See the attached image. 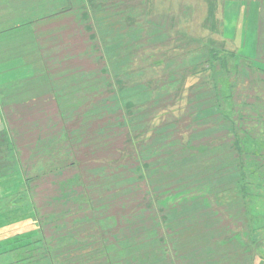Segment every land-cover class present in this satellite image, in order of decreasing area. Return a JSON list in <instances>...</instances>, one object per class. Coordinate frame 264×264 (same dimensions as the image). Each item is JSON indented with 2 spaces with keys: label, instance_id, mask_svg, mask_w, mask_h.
Wrapping results in <instances>:
<instances>
[{
  "label": "rangeland",
  "instance_id": "obj_1",
  "mask_svg": "<svg viewBox=\"0 0 264 264\" xmlns=\"http://www.w3.org/2000/svg\"><path fill=\"white\" fill-rule=\"evenodd\" d=\"M258 4L263 7L256 14ZM17 25L27 35L45 25L39 42L49 46L50 64L42 70L36 63L29 66L35 75H0V264L8 263L4 258L11 248L10 264H50L45 258L38 261L40 247L31 238L38 234V220L28 210L16 155L12 160L5 150L12 136L19 149L26 142H45L49 153L42 158L45 161L51 156L55 163L77 159L76 154L78 160L91 159L78 170L68 166L53 172L55 190L48 191L41 208L43 228L60 264H101L103 254L112 252L113 263L117 259L126 263L129 253L117 240L122 232L119 219L113 217L106 229L112 231L104 238L120 249L104 248L98 221L106 217L99 209L120 192L142 184L136 164L142 174H152L149 185L212 179L197 189L201 194L194 193V201L177 207L175 227L160 231L158 242L167 248L157 253L159 264H264V0H0V31L6 29L13 36ZM25 36L20 34L18 41ZM10 41L0 34V47ZM188 50L211 54L230 67L218 81L225 93L223 111L216 112L221 96L200 91L194 105L195 110L202 109L195 115L199 126L187 145L180 141L188 115L174 134L176 126L150 136L145 153L142 124L121 139L119 131L125 127L119 125L120 119L128 116L129 122L135 114L129 99L141 105L148 100L142 89L156 94L166 86L177 92L201 83L200 70L185 61ZM59 57L66 60L53 61ZM248 65L252 73L245 71ZM105 93L111 96L100 100ZM75 101L73 114L65 112ZM167 111L174 116L173 109ZM65 127L71 128V136ZM240 129L248 159L244 169L233 145ZM168 135L178 145L156 152ZM101 148L103 153L95 152ZM35 153L31 149L25 153L29 163L38 158ZM103 156L115 166L132 161L115 172L113 167L102 170ZM165 158L170 165L162 170ZM11 191L16 194L9 195ZM247 213L259 224L244 221Z\"/></svg>",
  "mask_w": 264,
  "mask_h": 264
},
{
  "label": "trees",
  "instance_id": "obj_2",
  "mask_svg": "<svg viewBox=\"0 0 264 264\" xmlns=\"http://www.w3.org/2000/svg\"><path fill=\"white\" fill-rule=\"evenodd\" d=\"M67 10L68 8H66L64 11ZM41 18H45V17H41ZM41 18H39L38 20H40ZM1 32H6V29L0 31V34ZM45 50H47V52ZM0 51H2L1 47H0ZM34 51L39 54V57L41 59L40 63L37 61L35 62L36 66L41 65L40 70H42V66H44V68L49 67V65H47L50 64L49 62L50 60L47 59L48 58L47 54H49V46L46 47L45 44L43 46L37 44ZM188 51L191 52L190 53L191 55L187 53H183L184 56L187 54V58L185 59V61L192 62L193 66L197 67L196 71L200 70L201 74L199 75H203L202 80L199 81L201 83H199L196 87L190 86L188 88L178 89L179 91L177 92L174 90V88L168 89L166 86H164V88H160L159 92L156 94H149L147 89H142L146 91V94L149 97L147 101L142 102V105L140 103L135 102L133 99H129L128 100L129 103L127 102L129 104V108L132 110L131 113H135V114L131 115V119L129 120V122H127L129 119L128 116L121 117L122 119H120L119 125L121 126L123 124L125 128L120 129L119 136H121V139L124 138V136L128 134L127 133L128 131L131 130L133 131V129L136 131L140 128L142 124L141 150L144 151L145 153L149 152L148 151L149 147H147L149 146V144L146 142V140L150 136L156 137L157 134L159 136L162 133L161 130L171 126H176L175 130L172 133L174 134L176 131H178L177 128L179 126L186 124V126H184V132L181 133L182 141H180V145L181 144L187 145V143L189 142L188 139L189 140L191 139V134L194 133L196 130H198V126H199L197 124V121L195 120L196 118L195 115L197 111H201L202 109L195 110L194 105L197 103V97L200 95L199 94L200 91H205V92L213 93L216 96H221V98L218 97L219 107H218V111L216 112L221 113V111H223L224 103L222 101V97L224 96L225 93L224 91L222 92L219 89L218 81L223 75L226 76V74L227 75L229 74L230 67L227 65V63L225 64L221 62L219 58L212 57L211 54H207L206 52H203L201 50H199V52H194V53H192L191 50ZM262 57H264V53ZM57 59H59V61H64V59L66 60V57L55 58L53 61L55 62ZM10 66H12V64L5 63V57L0 56V67H3V71L4 70L6 71V73L4 74L9 75L10 68L8 67ZM29 66H34V64L23 63V66L21 68L27 67L28 69L26 68V72L30 73L32 71V68ZM245 69H247L245 70L246 72L249 71V73H252V70H249V65L245 67ZM256 71L257 69H254L255 73ZM2 74L3 72L0 73V75ZM256 79L257 78H254L253 80ZM104 85L105 83L103 84V87ZM163 89L165 90L162 91ZM109 95L111 96L110 93L108 94L105 93L103 97H98V98H100L101 100L102 98H105ZM96 97L97 94L95 97L93 96V101L89 99L88 102H86L87 104H85V106L91 105L94 102V98ZM160 101H162V103ZM25 102L29 103L30 100L28 99ZM77 103H78L77 101L72 102V104H70V107L65 112L73 114V111L75 110L74 105ZM79 108L82 107L79 106ZM170 109H173L175 111L173 112L174 116L172 115V113H168L167 110ZM191 109H193V111H191ZM205 109L206 107L203 108V110ZM12 111H15V108H13ZM88 111L89 108H86L84 110V112L82 113V119L80 123L84 120ZM80 113L81 112L77 114V117ZM186 115H188V118H190L189 122H185V124H182V121L180 120L185 118ZM148 125L149 128H146ZM62 127H64V125ZM19 129L21 130V128ZM63 129L66 135L71 136L70 127H65ZM243 133L244 130L240 129V131H238L234 135V141H233V145L237 146L238 149L236 154L237 157L239 158V165L241 169L246 168L248 163L247 153H244L245 150L242 146V142L240 141V137ZM185 135H187V137ZM173 139L174 138H170V135H168V137L165 139L164 142H162L157 147H155L156 152L161 150L162 152H164L167 151L166 149H169V147L172 146L176 147L178 145L177 143L178 141H174ZM35 140H39V138ZM44 146H45V142L38 143L35 141H31L24 143L22 147L20 146L19 149V145L16 144L15 139L12 136V142L10 143V141H8L5 150L7 153L10 154L12 160L15 159L14 154L16 155V162L18 163V165L16 163L15 164L17 166V173H19V177H22L23 179L22 185L25 190L24 194L29 203L28 210L30 209L29 211H31L34 214V216L37 217L38 220L36 223L34 222L37 227L35 232L38 234L37 236L36 235L31 236V238L35 239L34 241H37L36 243L37 246L40 247L41 254H40V259L38 261L42 262L45 258L48 260L47 262L50 264H60L59 258L56 257L55 255L53 256V251H52L53 244L51 243V238L49 237L50 235H47L46 231L43 228V223L42 220L40 219L42 214L41 208H43V205H46L45 200H47L46 195H48V191L55 190L53 186L54 184L53 172H56L58 170L60 171L62 170L63 167L67 168L68 166H73L77 168L76 170H78V167L80 168L82 165L88 164L91 159L86 157L82 160L80 159L78 160V155L76 154L77 159L74 158L71 160L68 159L60 160L58 163H55L54 160L51 159L54 156H51L50 157L51 160L46 159L45 161L42 160V158H44L46 154L49 155V153H47L48 150L47 151L44 150ZM29 149L36 150L34 156H38V158L31 163L27 161L28 160L26 157L27 154H25L27 151H29ZM102 149L103 148L98 149V151L95 150V152L98 154L103 153L104 151L102 152ZM142 151L140 153L141 156L143 155ZM90 152H94V151H90ZM150 152L151 154H155L154 153L155 151L154 152L150 151ZM57 155L59 157L60 156L63 157L61 153H58ZM103 161L105 162V166L104 169L102 170H106L107 167L110 168L113 167L115 172L119 170L118 168H123L122 166L129 165L132 160L125 162L126 164L122 166H120L121 164L115 166L113 162L107 158V156L106 157L103 156ZM135 162H138V159H136ZM149 163L150 165L152 164L151 160ZM146 164L148 163H145V165ZM169 165L170 163H168L165 158V161H162L160 168L162 170H165L167 169V167H169ZM134 169H136V171L138 172L137 178H142V184L138 183L135 186L133 185L129 189V192H125V191L120 192L116 197L113 198L112 201H110L109 199L106 201L107 203L101 206V208L99 209L101 210L99 214H102L103 217L106 218L100 219L98 221L99 234L102 239H105L104 234L110 233L112 231L106 229L111 226V221L113 220V217L117 216L122 229V232H120L121 234L118 236L117 240L119 241V243L123 244L122 246L125 247L129 253L128 256L125 255L128 258L126 259V263L130 262V264H159V260L156 259L157 253H160L162 249L167 248V246L163 247L164 245L161 248L162 244L158 242L157 237L160 236V231L163 229H165L166 231L168 230L171 231L175 222V219L173 218V214L177 211V207L180 206L181 203H184L186 201L189 202L194 201L195 200L194 193H196V195L201 194L197 192V189L198 188L202 189L204 188V186H208L211 183V182L209 183V181H212V179L197 180L196 178L194 180L191 178L192 179L191 181L187 183L186 182L182 183L179 186L178 185L173 186V183L170 181H164L162 184L159 185H155V184L149 185L148 183L153 181L152 174L151 173L142 174V168L138 167V164H136V167ZM242 175L244 176V173ZM215 180L217 179L215 178L213 182H215ZM10 193L11 194L9 195L16 194V192L13 193V191H11ZM211 193L215 195V191H212ZM53 198L55 199V197H52L50 200H52ZM178 198L180 201L176 202ZM203 200H207V199L203 197ZM251 203L252 205L256 204V202H251ZM108 211L109 213H107ZM253 215L255 216L256 214ZM251 216L247 213L246 217L245 218L242 217V218L244 221L245 220L250 221V219H253V222L259 224L258 223L259 219L257 217H251ZM248 225L251 231L255 230L256 227L254 224L252 225V227L250 226L251 224ZM167 235L169 239L170 233ZM105 240L103 241L104 248L111 247L115 249H120L119 245L113 244L110 240L107 241ZM125 243L126 245L124 246ZM146 245L151 246L153 250H147ZM104 248H101V250H103ZM13 250L14 249L11 248L10 251H8L9 257L4 258L8 262L6 264L11 263V260L13 259L12 257ZM115 252H116V257H119L120 252L119 251H115ZM111 254L114 253L113 252L108 253L107 255L103 254V258H102L103 260L101 261V264H123L122 262H118L119 259H117L116 263H113ZM151 258L153 259L150 260Z\"/></svg>",
  "mask_w": 264,
  "mask_h": 264
},
{
  "label": "crops",
  "instance_id": "obj_3",
  "mask_svg": "<svg viewBox=\"0 0 264 264\" xmlns=\"http://www.w3.org/2000/svg\"><path fill=\"white\" fill-rule=\"evenodd\" d=\"M263 7V5H256L254 8L257 14V10ZM259 14V13H258ZM218 25H220L218 23ZM18 25L16 26V32L13 36H11L7 30L6 32H1V37H5L8 35L9 38H11L12 41L8 42L7 45L1 46L2 51H0V56L5 57V63L12 64V66L8 67L10 68L9 75H35L36 73L32 70L30 73L26 72V68H21L23 66V63H32L35 65V62H41V59L39 57V54L34 51L37 44H41L39 41L41 40V37L44 38L45 32L44 28L45 25H42L40 28L43 29H32V32L30 35H27L25 33L26 31L23 28L22 33L19 32V29H17ZM12 28H15L14 26ZM3 31V30H1ZM37 33V34H36ZM26 35L20 41H18L19 35ZM21 38V37H20ZM21 63V64H20ZM28 69V68H27ZM6 73V71H3V67H0V73Z\"/></svg>",
  "mask_w": 264,
  "mask_h": 264
}]
</instances>
